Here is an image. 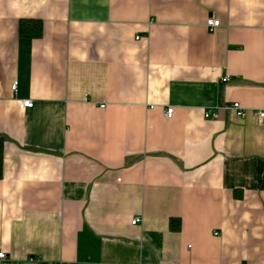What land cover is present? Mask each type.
I'll use <instances>...</instances> for the list:
<instances>
[{"label":"crops","instance_id":"obj_1","mask_svg":"<svg viewBox=\"0 0 264 264\" xmlns=\"http://www.w3.org/2000/svg\"><path fill=\"white\" fill-rule=\"evenodd\" d=\"M255 109L264 0H0V264H264Z\"/></svg>","mask_w":264,"mask_h":264},{"label":"built area","instance_id":"obj_2","mask_svg":"<svg viewBox=\"0 0 264 264\" xmlns=\"http://www.w3.org/2000/svg\"><path fill=\"white\" fill-rule=\"evenodd\" d=\"M206 25L207 28L210 30V31H213L216 27H218L220 25V19L214 17V16H211L207 19L206 21ZM141 35H137L136 38L139 39L141 38L140 37ZM228 79L227 76L223 77V81H226ZM13 88L16 89L17 88V82L13 83ZM34 104V101L32 99H23L22 102L20 103L21 107H32ZM104 106V105H102ZM220 110H225V111H229L231 113H234L236 114V116H239V117H244L247 115L249 109H247L246 107H244L241 102L239 101H232V102H224V103H220V104H217L215 106H211V107H208V108H205V111H204V116L206 118H215V117H218L219 116V112ZM253 113L259 117L260 119L261 118H264V109H255V110H252ZM173 112H174V107L173 106H168V108L166 109V115L168 117H171L173 115ZM141 221V217L140 216H137L135 217L133 220H132V223L135 224V223H138ZM6 256V253L5 251H1L0 250V258H4ZM56 264V263H54Z\"/></svg>","mask_w":264,"mask_h":264},{"label":"trees","instance_id":"obj_3","mask_svg":"<svg viewBox=\"0 0 264 264\" xmlns=\"http://www.w3.org/2000/svg\"><path fill=\"white\" fill-rule=\"evenodd\" d=\"M19 32L22 37L28 38H38L42 36L43 33V22L41 19L37 18H24L20 21ZM4 137L0 136V178L3 175V154H4ZM261 188H264V174L262 178ZM238 195V194H237ZM171 220L172 228L178 229L180 227V221L177 219Z\"/></svg>","mask_w":264,"mask_h":264}]
</instances>
